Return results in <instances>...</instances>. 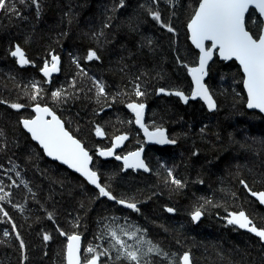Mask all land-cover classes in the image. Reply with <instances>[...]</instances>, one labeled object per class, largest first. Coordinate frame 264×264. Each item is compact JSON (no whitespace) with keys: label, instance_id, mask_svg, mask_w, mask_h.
Segmentation results:
<instances>
[{"label":"trees","instance_id":"obj_1","mask_svg":"<svg viewBox=\"0 0 264 264\" xmlns=\"http://www.w3.org/2000/svg\"><path fill=\"white\" fill-rule=\"evenodd\" d=\"M199 1L8 0L0 9V264H65L70 235L82 237L83 262L96 256L99 264H136L118 238L128 251L138 250L142 264H178L182 253L193 264H264V246L256 239L223 229L232 212L253 213L264 223V211L244 189L264 192V118L245 108L239 67L217 58L210 64L205 85L213 110L199 101L182 105L156 97L160 89L191 93L188 69L198 54L186 27ZM261 26L250 9L246 30L255 38ZM14 45L28 67L10 58ZM90 51L99 59L88 60ZM53 55L59 72L48 82L42 69ZM137 85L143 96L135 95ZM57 91L58 100L52 96ZM129 103L146 105L145 125L166 129L176 141L160 150L174 177L165 163L164 169L152 164V147L144 157L149 174L123 172L117 162L98 159V149L121 135L128 136L123 152L141 146ZM10 104L28 109L17 113ZM34 105L51 109L91 153L101 186L116 199L47 160L30 141L20 120L31 117ZM120 200L135 203L136 210ZM197 209L202 219L193 225L189 217ZM150 245L167 255L148 253Z\"/></svg>","mask_w":264,"mask_h":264},{"label":"snow or ice","instance_id":"obj_2","mask_svg":"<svg viewBox=\"0 0 264 264\" xmlns=\"http://www.w3.org/2000/svg\"><path fill=\"white\" fill-rule=\"evenodd\" d=\"M23 2V0H21ZM8 0H0V9L8 8ZM121 6L123 4L121 3ZM250 8L258 10L259 14L264 17V0H200L198 9L195 11L188 29L191 32L192 43L200 51L199 67H191L188 69L195 82V91L191 94V98L201 97L208 105L209 110L216 107L212 96L209 94V90L202 83L205 75H207L206 68L208 62L212 59L213 50H218L219 56L222 60L229 61L235 59L241 66L245 79L243 81L244 87L247 90L248 100L247 107L250 109H259L260 112H264V34H260L255 37L250 34L245 27V14L249 12ZM13 10H15L13 8ZM155 20H160L159 14L153 16ZM169 32H172L171 27L168 28ZM264 32V30H262ZM205 41H211V48L205 47ZM13 57L18 58V63L23 66L29 64V60L26 59L25 53L19 46L11 52ZM88 60L99 59L94 51H90ZM59 57L53 55L51 66L46 62L42 71L45 77H49L52 72L58 70ZM98 95H104V86L102 83H97ZM35 87V86H34ZM40 89L37 88L36 94H39ZM160 92H165L164 89H160ZM176 95L181 98L185 103L188 102L189 97L185 96L182 92L176 91L173 93H166ZM136 96H143L144 93L140 91L139 85L136 86ZM54 99L61 98V92H53ZM35 99V96H33ZM11 107L20 109L23 105L12 104ZM129 109L135 114V123L144 130L148 139L157 144H174L175 140L169 139L164 131L157 128L155 131H149L143 123V114L145 105L143 103H129L127 105ZM37 113L35 119L22 120L23 127L31 133L32 139L39 142L40 146L44 149L48 156L53 159L60 160L62 163L67 164L70 168H74L77 172L81 173L90 184L95 185L99 189L101 196L107 197L110 200L116 199L105 187L101 186L98 182V176L95 171H91L88 167L91 157L88 152L82 146L80 141L73 138L68 131L65 130L61 121L49 110L47 107H40L37 105L34 109ZM51 116V120H47L44 117ZM97 136H104L105 133L100 127L96 128ZM127 135H121L115 138L114 148L101 151V156H112L115 147L127 140ZM142 151V149H141ZM141 151H135L129 153L123 157L125 168L144 169L149 171L144 161L140 158ZM115 158L120 160L121 157L116 155ZM172 173L169 171V176ZM172 183L178 187L182 186L181 182L175 178L172 179ZM243 183V182H242ZM247 188V185H244ZM253 196L259 200L261 204H264V192L252 193ZM3 199V197H0ZM118 203L124 204L125 207L136 210L135 203L125 202L123 200ZM3 211V209H0ZM168 212H174L173 208H168ZM7 215V212L4 213ZM201 211L197 209L192 213V220L198 221L201 218ZM227 223L230 225H237L239 228L247 229L249 232L254 233L261 240H264V229H257L255 226H251V220L245 215L243 211L238 214L230 213ZM51 219V217H49ZM15 227V225H13ZM7 235V233H5ZM61 235H64L61 232ZM113 237L116 234L112 233ZM132 235H135L134 233ZM19 239V236H17ZM45 241L50 237L45 235L43 237ZM80 236L70 235L68 236L67 244V264H81L80 260ZM116 243L122 248H125V255L128 260L140 264V257L138 250L128 251L126 245L116 239ZM24 247V243L21 240V248ZM89 253H92L94 249L89 247L87 249ZM148 253L155 252L158 255H167L161 253V250L150 245L147 249ZM98 257L93 256L86 264H97ZM181 264H191V258L189 253H184L181 257Z\"/></svg>","mask_w":264,"mask_h":264},{"label":"water","instance_id":"obj_3","mask_svg":"<svg viewBox=\"0 0 264 264\" xmlns=\"http://www.w3.org/2000/svg\"><path fill=\"white\" fill-rule=\"evenodd\" d=\"M199 3H200V1H199ZM199 3H198V5H197L195 11L198 9ZM250 9L254 10V11L256 12V14L258 15V17L260 18L261 23H262L260 34H264V32H262V30H264V17H262V16L259 14L258 10H255L254 8H250ZM250 9H249V10H250ZM194 13H195V12H194ZM247 14H248V13L245 14V19H246ZM193 15H194V14H193ZM192 17H193V16H192ZM191 19H192V18H191ZM191 19H190V21H191ZM190 21L187 23V27H186V31H187V35H188V42H189V44L191 45V47H192V48L197 52V54H198V56H197V63H196V66H194V67H199V56H200V51H199V49H197L196 46L192 43V40H191V32H190L189 29H188V24L190 23ZM260 34H259V35H260ZM16 47H17V45H14L12 51H14ZM205 47H206V48H211V41H205ZM12 51H11V52H12ZM11 58L14 59L15 64H16L19 68H24V67L30 65V64H27V65H23V66H21V65L18 63V58L13 57L12 55H11ZM214 58H217L219 62H223V63L234 62V63L239 67L240 72H241V75H242V77H243V80H242V88H243V91H244V94H245V97H246V105H245V108H246L247 111H250V112H256V113L260 114V115L264 118V112H260L259 109H250V108L247 107L248 95H247V90L245 89L244 84H243V81H244V79H245V76H244V73H243V70H242L241 66L239 65V62L236 61L235 59H233V60H229V61L222 60V59L220 58V56H219L218 50H213V56H212V59L208 62V65H207V68H206L207 75H205V77H204L202 83H204V85H205V81L207 80V77H208V68H209L210 64L212 63V61L214 60ZM26 59H27V58H26ZM54 72H57V71H54ZM189 79H190V82H191V87H192V89H191V93H190V95H188V97H189L188 102L199 101L201 104L204 105V107H205L207 110H209L207 103H206L201 97H196L195 99H192V98H191V94L195 91V87H196V86H195V82H194V80H193L192 75L190 74V72H189ZM205 87H207V86L205 85ZM173 92H176V91H165V92H160V90H158V91L156 92V97H159V96H163V97H173V98H177V99L181 102V104H183V105H186V104L188 103V102L185 103L183 100H181L180 97H178V96H176V95L166 94V93H173ZM183 94H184V93H183ZM209 94H210V92H209ZM184 95H185V94H184ZM210 95H211V94H210ZM185 96H187V95H185ZM213 101H214V100H213ZM214 103H215V102H214ZM36 106H37V105H34L33 107H31L32 117L29 118V119H35L37 113L34 111V109H35ZM39 106H40V107H46V106H41V105H39ZM9 107H10L11 110L14 111L15 108L11 107V105H10ZM47 108H48V107H47ZM145 108H146V106H145ZM145 108H144V112H145ZM214 109H215V108H214ZM20 110H22V107H21L20 109H16V111H20ZM49 110L51 111V109H49ZM212 110H213V109H212ZM51 112H52V111H51ZM52 113H53V112H52ZM53 114H54V113H53ZM54 115H55V116L61 121V119H60L56 114H54ZM143 117H144V114H143ZM44 118L47 119V120H51V116H45ZM25 119H26V118H25ZM134 119H135V114H134ZM22 120H24V119H21V120H20V125H21L22 130H23V131L26 133V135L29 137L30 141H31L33 144H35V145L41 150V152L43 153L44 157H45L47 160H49L50 162H52V163H54V164H56V165H58V166H60V167H62V168H64V169H66V170L69 171L70 173L75 174V175L78 176L80 179H82V180H83V181H84V182H85L90 188H92V189H94V190H96V191H99V189H98L95 185L90 184V183L88 182V180H87V179H86L81 173L77 172L74 168H70L67 164L62 163V161H60V160H56V159H53L52 157L48 156L47 153L44 151V149L40 146L39 142L36 141V140H33V139H32V136H31V133H29V132L27 131V129H25V128L23 127ZM61 123L63 124L62 121H61ZM63 125H64V124H63ZM135 126H136L138 129H140V130L142 131V135H143V138H144V141H145L146 146H154V145H157V143H154V142H152V141H150V140L148 139V137H147V136L145 135V133H144V130H143L142 128H140V126H139L138 124L135 123ZM64 128H65V126H64ZM65 130L67 131L66 128H65ZM69 134H70V133H69ZM70 135H71V134H70ZM98 137L101 138L102 136H98ZM73 138H75V137H73ZM75 139H76V138H75ZM78 141H79V140H78ZM80 143H81V142H80ZM81 144H82V143H81ZM114 144H115V141H114ZM114 144H113V147H112L111 149L114 148ZM158 145H159V146H163L164 144H158ZM82 146H83V144H82ZM121 146H122V143L120 144V146L115 147L114 152L117 151ZM83 147H84V146H83ZM85 150H86V149H85ZM107 150H110V149H104V150H102V151H107ZM86 151H87V150H86ZM137 151H141V149H140V150H137ZM87 152H88L89 156L91 157V153H90L89 151H87ZM100 152H101V151H98V152H97V156H98V158H99L101 161H112V160H113V161H115V162H117L118 164L121 165L123 171H131V170H132L133 172H141V173H144V174H148V173H149V171H144V169L125 168V166H124V162H123V157H121L120 160H117V159L115 158L116 155H114V153H113L112 156H101V155L99 154ZM143 152H144V149H142V151H141V156H140V158H141L142 160H143ZM127 155H128V154H127ZM127 155H125V156H127ZM92 162H93V159H92V157H91V161L89 162V165H88V167H89V169H90L91 171H93V169H92ZM145 165H146V164H145ZM146 166H147V165H146ZM97 176H98V174H97ZM98 182L100 183L99 176H98ZM244 189H245L246 194H247V195H248L253 201H255V202L257 203V205H258V206L264 211V204H261V203L259 202V200L256 198V196H253V195H252L253 192L249 191L246 187H245ZM262 192H263V191H262ZM255 193H260V192H255ZM191 216H192V215H191ZM191 216H190V217H191ZM191 219H192V218H191ZM200 219H202V215H201V218H200ZM78 236H79V235H78ZM79 243H80V260H81V264H86V262L83 263V262H82V259H81V247H82V237H81V236H80V242H79ZM67 244H68V238H67V242H66V246H65V254H64L65 264H67ZM180 262H181V260H180ZM97 264H99V261H97Z\"/></svg>","mask_w":264,"mask_h":264},{"label":"flooded vegetation","instance_id":"obj_4","mask_svg":"<svg viewBox=\"0 0 264 264\" xmlns=\"http://www.w3.org/2000/svg\"><path fill=\"white\" fill-rule=\"evenodd\" d=\"M59 67V66H58ZM52 74V73H51ZM57 75V74H56ZM56 75H53V76H51L49 79H47L46 77H45V79L49 82L54 76H56ZM183 105V104H182ZM30 111H31V108H30ZM145 116H146V114H145V112H144V119H143V123H144V125H145ZM31 117H32V114H31ZM30 117V118H31ZM145 127H147L146 125H145ZM148 128V127H147ZM157 128H154V129H150V128H148V130L151 132V131H155ZM161 129V128H160ZM137 130H138V132H139V136H140V138H141V141H142V144H141V146H138V147H136V148H134V149H132V150H130V151H126V152H123L122 151V148H123V146H124V143H122V146L117 150V151H115L114 152V154L115 155H119L120 157H124L125 155H127V154H129V153H131V152H135V151H137V150H140V149H144V152H143V161H144V163L147 165V163H146V161H145V150L148 148V147H152V148H155L157 151L154 153V157L152 158V164L155 166V167H158V165L159 164H161V167L164 169L165 168V166H163L162 164H164V165H166V168H167V170L168 171H171V173H172V175H171V177H174V175H173V165H170V164H166V161L162 158V152L160 151V150H162V149H165V148H167L168 146H169V144H164L163 146H159L158 144L157 145H154V146H146V144H145V141H144V138H143V135H142V131L140 130V129H138L137 128ZM163 131H164V133H165V135L169 138V135H168V133H167V130L166 129H162ZM170 139V138H169ZM114 139H113V141H112V143L107 147V148H111V147H113V144H114ZM124 149V148H123ZM164 155V154H163ZM161 156V157H160ZM148 167V166H147ZM122 168V167H121ZM149 169V168H148ZM123 170V169H122ZM123 172H125V171H123ZM130 172H133L132 170L130 171ZM133 173H141V172H133ZM149 174V173H148ZM169 176V175H168ZM166 209V211H167V208H165ZM239 212H241V211H239ZM239 212H232V213H234V214H238ZM245 213V215L251 220V222H252V225L251 226H255L257 229H264V223L263 224H261V225H259L258 224V222H256V217L253 215V213H251V214H249V213H247V212H244ZM230 214V213H229ZM229 214L228 215H226V217H224L223 218V229H226V230H235V231H237V232H240V233H244V234H246V235H248V236H250V237H252L253 239H256L261 245H263L264 246V240H261L258 236H256L254 233H252V232H249L247 229H244V228H239L237 225H230V224H228L227 223V220H228V218H230L229 217ZM256 216L257 217H262V215H258V214H256ZM190 218V220L192 221V223H193V225H196L201 219H199L198 221H193L192 219H191V217H189ZM183 254L184 253H182L181 255H180V257H179V263L178 264H181V262H180V260H181V257L183 256ZM191 258V257H190ZM140 264H142L141 262H140ZM191 264H193V261H192V258H191Z\"/></svg>","mask_w":264,"mask_h":264},{"label":"rangeland","instance_id":"obj_5","mask_svg":"<svg viewBox=\"0 0 264 264\" xmlns=\"http://www.w3.org/2000/svg\"><path fill=\"white\" fill-rule=\"evenodd\" d=\"M10 58H11V53H10ZM13 59V58H12ZM51 63H52V59H51V61H50V63H49V66H51ZM58 66H59V64H58ZM26 67H28V66H26ZM42 73H43V71H42ZM191 83V82H190ZM10 105H12V104H10ZM9 105V106H10ZM146 106V105H145ZM28 108L26 107V106H23L22 107V110H20V111H24V110H27ZM146 109H147V106H146V108H145V114H146ZM13 111V110H12ZM14 111L15 112H20V111H16V109H14ZM31 112V111H30ZM132 112V111H131ZM132 114H133V112H132ZM133 118H134V115H133ZM143 119H144V117H143ZM134 123H135V119H134ZM114 139V138H113ZM115 140V139H114ZM126 141V140H125ZM125 141H123V143H125ZM115 155V154H114ZM98 157V156H97ZM99 159V158H98ZM100 160V159H99ZM82 251V250H81ZM87 251V250H86ZM81 254H82V252H81Z\"/></svg>","mask_w":264,"mask_h":264},{"label":"bare ground","instance_id":"obj_6","mask_svg":"<svg viewBox=\"0 0 264 264\" xmlns=\"http://www.w3.org/2000/svg\"><path fill=\"white\" fill-rule=\"evenodd\" d=\"M58 72H59V70H57V72H52V74H51L49 77H46V78L49 79L51 76L58 74ZM63 124H64V123H63ZM100 139H103V136H102ZM111 148H112V147H111ZM111 148H104V149H111ZM104 149H98V151H102V150H104ZM98 151H97V152H98ZM262 247H263V246H262Z\"/></svg>","mask_w":264,"mask_h":264}]
</instances>
